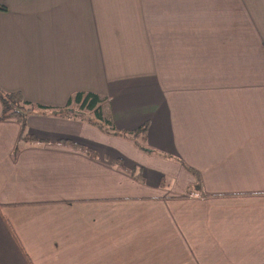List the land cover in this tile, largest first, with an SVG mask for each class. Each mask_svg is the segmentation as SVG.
<instances>
[{
    "label": "crops",
    "instance_id": "1",
    "mask_svg": "<svg viewBox=\"0 0 264 264\" xmlns=\"http://www.w3.org/2000/svg\"><path fill=\"white\" fill-rule=\"evenodd\" d=\"M0 3V264H264V0Z\"/></svg>",
    "mask_w": 264,
    "mask_h": 264
},
{
    "label": "trees",
    "instance_id": "2",
    "mask_svg": "<svg viewBox=\"0 0 264 264\" xmlns=\"http://www.w3.org/2000/svg\"><path fill=\"white\" fill-rule=\"evenodd\" d=\"M0 10H6V7L0 3ZM0 102L2 104V118H15L20 123L21 131H25V117L32 113L52 111L54 114L64 116L70 119H79L86 121L102 131H114V125L110 115L106 111L108 99L104 95L95 92L77 91L71 95L64 106L51 107L41 104H35L25 100L20 92H6L0 89ZM147 124L128 134H138L144 136ZM190 171L196 177V188H201L200 177L191 169Z\"/></svg>",
    "mask_w": 264,
    "mask_h": 264
}]
</instances>
